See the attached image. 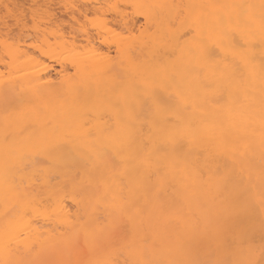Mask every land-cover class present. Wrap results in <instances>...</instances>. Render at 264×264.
<instances>
[{"label":"snow or ice","instance_id":"6c2138e0","mask_svg":"<svg viewBox=\"0 0 264 264\" xmlns=\"http://www.w3.org/2000/svg\"><path fill=\"white\" fill-rule=\"evenodd\" d=\"M57 10L0 3L9 74L61 68L5 82L0 264H264V0Z\"/></svg>","mask_w":264,"mask_h":264},{"label":"bare ground","instance_id":"6f19581e","mask_svg":"<svg viewBox=\"0 0 264 264\" xmlns=\"http://www.w3.org/2000/svg\"><path fill=\"white\" fill-rule=\"evenodd\" d=\"M34 2L37 0H33ZM40 2L42 0H39ZM44 1V0H43ZM43 1L41 3H43ZM85 1V4L92 5V8H99L100 5L108 4V0H82ZM2 2V1H1ZM45 2V1H44ZM136 2L143 3V4H163V3H170L172 0H136ZM186 3H204V4H259L260 0H184ZM48 4L49 1L46 0L44 4ZM84 3V2H83ZM122 25V24H121ZM119 25V26H121ZM109 27H113L112 25H108ZM137 30H139V24L135 25ZM68 34H72V26L69 25L68 28ZM117 30H119L117 28ZM52 29H49V33H51ZM26 38L30 37V33L28 31H25ZM1 39L3 41L2 35ZM26 38H23L24 40ZM23 44H20V49H27L29 46L33 43V40L31 38L30 41L26 39L28 42ZM21 40V39H19ZM41 40H43V37H41ZM47 44L48 42L45 41ZM51 43H58L57 41L53 40ZM79 43V41H77ZM22 45V46H21ZM5 53V49L3 47V43L0 41V57H3ZM114 54V50H113ZM48 63L47 70H44L41 72V75L43 76L42 80L35 79V74L33 72V68L29 62L28 56L25 55H19V58L17 59L14 56L9 57V65H10V74L9 70H6L3 61L0 60V73H4V75H0V160H2L3 157V124H4V105H3V94L5 91V82H8L9 87H12V82L15 81L14 84V91L16 93H23L25 95H31L34 93L37 89L41 90L42 92H48L49 91V85H52L54 82H58L61 79V68L59 61H46ZM57 65V66H55ZM22 68L23 73L17 72L16 68ZM68 68H71V64H68ZM72 71H75V69H72ZM95 71L94 69H87L83 72L84 76H88L89 73ZM51 73V75H48V73ZM26 74V75H25ZM67 74V71L65 70V75ZM0 189H2V175H0ZM255 225H256V235L257 240H259V216H257L254 219ZM3 222L0 221V230H2Z\"/></svg>","mask_w":264,"mask_h":264},{"label":"rangeland","instance_id":"374dc122","mask_svg":"<svg viewBox=\"0 0 264 264\" xmlns=\"http://www.w3.org/2000/svg\"><path fill=\"white\" fill-rule=\"evenodd\" d=\"M1 1L2 2H8V3H22V4H32V3L37 2V1L34 2L33 0H0V3H2ZM44 1L46 2V0H44ZM44 1H43V3H45ZM48 1H49L48 4H54L58 7L57 15L60 17V19H59V21H57V23L63 24V26L65 28H68V26L70 25L68 23V21H70L72 19L73 11H75L76 14L79 16V14L81 12L91 11V12L95 13L98 9V8H92V5H89V4L87 5V4H85V1H82V0H48ZM108 2L109 3H121V2H123V0H108ZM60 5H68L69 7H62L61 8V7H59ZM72 5H75L76 7L73 9L70 7ZM80 6H83V7H80ZM101 11H106V10L101 9ZM103 19L108 21V25L115 26V25H121L122 24L121 26H123V21L120 18H118L116 16V14L113 12H107V14L103 17ZM139 19L140 18L137 17V20H139ZM137 24H139V23H137ZM24 34H25V32H24ZM24 38H26V35L24 36ZM29 38L30 37H28L26 39H28V41H30ZM26 39L25 40L23 39L24 43L28 42ZM0 41L2 42L1 36H0ZM18 41H20L19 43L23 44L22 39L21 40L18 39ZM19 46H20V44H19ZM55 66H57V65H55Z\"/></svg>","mask_w":264,"mask_h":264}]
</instances>
